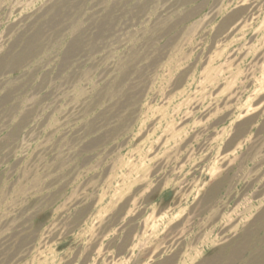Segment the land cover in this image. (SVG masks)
Segmentation results:
<instances>
[{
	"label": "rangeland",
	"instance_id": "374dc122",
	"mask_svg": "<svg viewBox=\"0 0 264 264\" xmlns=\"http://www.w3.org/2000/svg\"><path fill=\"white\" fill-rule=\"evenodd\" d=\"M0 264H264V0H0Z\"/></svg>",
	"mask_w": 264,
	"mask_h": 264
}]
</instances>
